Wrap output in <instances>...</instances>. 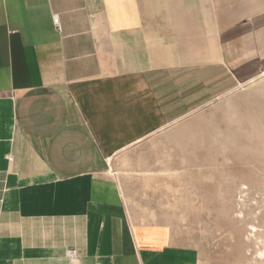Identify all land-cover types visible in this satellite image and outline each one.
<instances>
[{"label":"crops","instance_id":"obj_1","mask_svg":"<svg viewBox=\"0 0 264 264\" xmlns=\"http://www.w3.org/2000/svg\"><path fill=\"white\" fill-rule=\"evenodd\" d=\"M261 16L264 0H0V264H221L133 222L110 167L257 79Z\"/></svg>","mask_w":264,"mask_h":264},{"label":"rangeland","instance_id":"obj_2","mask_svg":"<svg viewBox=\"0 0 264 264\" xmlns=\"http://www.w3.org/2000/svg\"><path fill=\"white\" fill-rule=\"evenodd\" d=\"M244 81L112 161L129 218L166 225L221 264H264V18ZM251 60V61H250ZM251 82V83H250Z\"/></svg>","mask_w":264,"mask_h":264},{"label":"built area","instance_id":"obj_3","mask_svg":"<svg viewBox=\"0 0 264 264\" xmlns=\"http://www.w3.org/2000/svg\"><path fill=\"white\" fill-rule=\"evenodd\" d=\"M54 25H55L58 29H61L60 19H59V17H57V16L54 17Z\"/></svg>","mask_w":264,"mask_h":264}]
</instances>
